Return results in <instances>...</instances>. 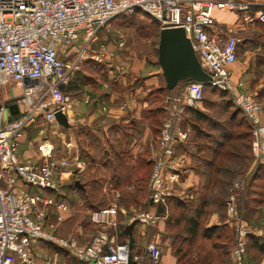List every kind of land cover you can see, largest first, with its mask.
Returning <instances> with one entry per match:
<instances>
[{
    "label": "built area",
    "instance_id": "built-area-1",
    "mask_svg": "<svg viewBox=\"0 0 264 264\" xmlns=\"http://www.w3.org/2000/svg\"><path fill=\"white\" fill-rule=\"evenodd\" d=\"M215 10L238 11L242 14L241 22L219 33ZM136 11L156 20L160 29L181 27L202 69L210 76L206 83H183L177 95L165 98L159 151L147 184V203L155 210L139 212L136 220L153 227L160 219L158 208L167 209L172 184L178 181L182 163L177 158L176 147L188 136L180 127L184 112L202 101L205 85L231 97L250 125L253 170L264 167L262 105L242 81L233 79L232 72L245 24L264 25V0H0V264H32V243L38 241L68 251L84 264H145V259L132 256L128 242L96 237L90 244L81 246L76 237L55 234L48 207L65 211L66 204L20 186L57 191L61 182L55 178L62 175L68 162L52 158L51 148L44 143L37 148L43 159L41 163L20 160L17 156L20 138L28 128L59 124L55 118L57 112L69 121L68 114L75 107L65 93L71 77L86 59L102 62L108 55L111 21ZM100 34L105 37L100 39ZM116 44L122 47L124 42L119 40ZM11 87L18 92L5 93ZM10 105L17 106V113L9 110ZM38 129L44 134V127ZM247 183L248 177L235 180L233 189L242 195ZM237 201L238 196L232 194L227 202L230 219L234 221L231 259L234 264H249L246 240L252 234L237 212ZM107 213L114 214V208L91 214L90 221L102 223ZM146 256L153 264H159L160 246L148 243Z\"/></svg>",
    "mask_w": 264,
    "mask_h": 264
},
{
    "label": "crops",
    "instance_id": "crops-1",
    "mask_svg": "<svg viewBox=\"0 0 264 264\" xmlns=\"http://www.w3.org/2000/svg\"><path fill=\"white\" fill-rule=\"evenodd\" d=\"M214 17L217 22L216 30L219 33H223L226 27L241 22V18L238 20L237 15L229 10H215ZM245 26L246 31L243 33L245 45L238 50V52L242 51L245 61L241 65L239 74L232 67L233 79L242 81L245 89L259 100L256 90L264 89V74L263 78L261 77L262 71L264 73V25L258 22H248ZM160 70L150 71L147 76H144L146 88L141 87L139 90H131L134 87L128 88L123 94L125 95L124 100L117 101L119 96L115 98L114 91L108 90L112 84H109V87L106 83L98 84L97 81L90 80L87 69L81 66L75 75L78 77V86H71L70 93L67 94V99L75 104V107L68 114L67 126L60 123L51 124L49 131H47L44 125L37 124L28 128L20 138L17 149V156L20 160L41 163L43 159L37 148L44 143L51 148L52 158L64 159L68 162V165L62 169V175L55 178L56 181L61 182L57 191L39 190L22 184L20 186L30 193H37L66 204L67 210L65 211H60L54 206L48 207L49 222L55 224L53 232L58 236L63 238L76 237L81 246L90 244L96 237H101L105 241L113 240L116 243L128 242L133 250L132 256L139 260H146V253L143 255L142 251L146 250L148 243L154 242L153 239L156 237L154 232H158V227L154 230L156 226L147 227L139 223L136 220V211L137 208L141 207H144L142 211L155 210L147 203L146 187L149 169L152 165V151H150V147L146 146L140 151L134 147L131 141V144L129 142L127 146L122 147L118 144L117 138L118 132H121L123 137L126 135L138 136L144 132L145 128L149 133L153 132L154 125L153 122L151 123V119L155 121V117L153 114L146 113L144 109L148 104H152L153 91H156V88L153 89L152 86L156 85L155 82L160 84L162 78ZM73 77L69 85L76 78ZM113 79L108 78L107 82L113 81V83L121 84L125 81L123 73L118 69H116V76ZM73 84L71 83V85ZM159 87L161 86H158L157 89ZM250 89L255 90V92ZM85 99H88L87 103ZM142 115L143 118L140 119ZM146 115L150 119L147 118L146 120ZM131 120L142 121L141 128L126 124ZM262 120L264 122V118ZM39 127H44V134L39 133ZM185 131L189 135V131ZM191 135L193 136L192 133ZM196 150L193 146L178 149L177 158L181 159L182 163L178 181L172 184L171 198L180 200L190 198L196 199V201L201 198L208 201L213 195L205 187L207 183L204 172L205 164L200 161ZM58 151L63 154H59ZM74 155L76 156L73 158ZM122 161H127L126 163L132 169V173L121 172L124 170L121 168ZM117 165L121 166L118 170L121 173L119 179L117 178L118 180L108 170V167L116 168ZM137 170L147 171L145 181L139 180ZM76 182L80 184V187L75 184ZM233 184L232 180L229 186L225 188L226 205L221 210L214 209L209 203L205 205L204 216L206 221L203 224L205 228L215 225H231L227 202L230 196L235 194ZM93 185L96 188L95 193L91 189ZM247 195L248 192L246 191L244 198L242 197V204L239 205L237 202L240 210L238 213H245L244 216L249 214ZM94 200L106 201L108 205L96 209L90 203ZM76 206H80V212L84 217H87V225L81 221L74 233L65 236L62 231L74 216ZM109 207H113L115 213H107L104 222L94 224L90 221L91 214ZM250 213H252L249 222L252 226V235L258 239H264V204H260ZM169 215L170 209L167 206V209H164V226L159 228L160 232L164 230L163 263L180 264L173 253L174 240L167 234ZM130 226L133 227L131 238L125 232ZM58 251L60 252L40 242H33L31 263L79 264L77 259L68 251L62 249ZM255 264H264V258Z\"/></svg>",
    "mask_w": 264,
    "mask_h": 264
},
{
    "label": "rangeland",
    "instance_id": "rangeland-1",
    "mask_svg": "<svg viewBox=\"0 0 264 264\" xmlns=\"http://www.w3.org/2000/svg\"><path fill=\"white\" fill-rule=\"evenodd\" d=\"M241 1H248V0H232V2H241ZM234 15H237L238 20L241 18V14L238 11L232 10ZM160 25L159 23L148 16L147 14L136 11L133 14L130 15H120L114 18L111 21V27H110V33L108 34V55H105L102 62H94L92 60L86 59L85 62H83L82 66L83 68L87 69L89 74V79L98 82L99 83H106L109 87V84H112L110 89V92L114 91V97L116 98L119 96L117 101H121L120 99L124 100L125 90H128V88H133L131 90H139L141 87L146 88L144 85V76H147V74L151 71L159 69L160 67L157 62V45H158V35H159ZM102 38L105 37L104 35L101 36ZM122 40L124 42V45L122 47H119L116 42ZM95 48V47H94ZM112 54V55H111ZM245 57L240 50L238 52L237 61L234 64V69H236V72L239 74L241 72V65L244 63ZM116 69L118 71L123 73V77H125L124 83L116 84L112 82H107L108 78H112L116 76ZM161 72V70H160ZM263 71L261 77L263 78ZM118 75V73H117ZM105 80V81H104ZM114 80V79H113ZM160 84L152 86V88H156V91H153V96L151 99L152 104H148L145 107V112L149 114H153L156 116L155 118H162V122L164 120V102L165 98L167 96H175L177 95L182 87V83H180L174 90L172 91H164L162 88H164V80L163 78L160 79ZM158 86H161V89H157ZM160 90V91H157ZM252 92H255V90L250 89ZM17 89L11 87L7 90H5V93L15 94ZM257 96L259 98V103L262 105L263 112H262V118H264V89H258L256 90ZM251 93V92H250ZM104 94V93H103ZM252 94V93H251ZM3 96L4 93H1ZM115 102V101H114ZM162 110V113H160L159 109ZM199 112H202L205 116V120H198L197 124H199L202 127L210 128L211 126L216 124H224L229 115L232 113L233 116H235L234 125L236 123H241V118H243V115L236 109L235 105L233 104V101L231 97L227 93H221L217 90L206 88L204 91V99L201 103L198 104L196 107ZM239 113V114H238ZM145 114V113H144ZM143 118V115L140 117V119ZM150 119V117H147ZM143 119V121H146ZM185 120V118H183ZM141 122L140 120H131L129 123L126 124H132L134 127L137 126V128H141ZM153 122V123H152ZM159 121H154V119H151V123L154 125L153 132L149 133L147 129L143 130L144 132L138 136L131 135L130 136H122L121 132H118V144L122 147H125L129 144V142H133L134 147L138 148L140 151L146 146L150 147V151H152V162L157 157L158 151H159V145H158V136H159V130L161 128V125ZM183 122V121H182ZM148 123V121H147ZM189 125L187 129L189 131V139H191V129L192 125L189 122ZM216 126V125H215ZM46 130L49 131V125L45 126ZM240 129H236L235 131H239ZM242 130H245V125H243ZM132 134V133H131ZM187 136V138H188ZM133 138V140H132ZM130 142V144H131ZM104 146V145H103ZM189 148V146H187ZM148 149V150H149ZM97 152V151H96ZM59 154H63L62 152H59ZM76 154V153H75ZM76 155L73 156V158ZM100 156V155H99ZM244 160H242L241 163H239V166L236 167L234 170L232 179L230 180V183L235 182V180H245L248 177V184H249V177L252 174L253 167H254V161L253 157L251 155V146L249 147V153L248 155H243ZM151 171V170H150ZM150 175V173H149ZM149 180V179H148ZM248 184H246L245 188L242 191V195L245 196L246 191L248 189ZM147 187V186H146ZM148 192V190H147ZM237 192V191H235ZM244 198V197H243ZM76 211L74 212V216L70 219V221L67 223V225L64 226V232L63 235H68L70 233H74L75 230L78 229L79 224L81 221H83L84 225H87V217H84V215L80 212V206H76ZM144 207L137 208L136 213L142 211ZM164 209L163 207L158 208V213L161 212L160 219L158 223L155 225L154 230L158 227V232H154L155 239H153L154 242H156L162 252L161 260L159 264H164V230L163 232L159 231V228L161 226H164ZM240 211L237 208V212ZM240 215V214H239ZM245 213L241 215L244 222L246 223L249 231L252 234V226L246 221V216H244ZM83 219V220H82ZM231 225L228 226L229 228V238L226 239V244L222 246V249L218 250L217 252V264H234L231 259V251L234 247V221H230ZM92 234V233H91ZM39 242V241H38ZM36 242V243H38ZM41 244L52 248L53 250L60 252L58 250H61L60 248L56 247L55 245L49 243V242H40ZM248 243V238L246 240V245ZM248 250V249H247ZM133 251V250H132ZM191 250H187V253H191ZM143 255L146 253V250L144 249V252L142 251ZM251 253L253 255L252 261L249 262V264H255L260 259H262L263 256L260 253H256L255 251L251 250ZM249 252L246 253V258L248 256ZM62 255V254H61ZM65 255V254H64ZM251 256V254H250ZM153 264L149 259L145 260V264Z\"/></svg>",
    "mask_w": 264,
    "mask_h": 264
},
{
    "label": "trees",
    "instance_id": "trees-1",
    "mask_svg": "<svg viewBox=\"0 0 264 264\" xmlns=\"http://www.w3.org/2000/svg\"><path fill=\"white\" fill-rule=\"evenodd\" d=\"M101 36L102 34H100V39H102ZM244 45L245 36L243 37V42L240 47L242 48ZM75 75L76 73L74 77H76ZM77 78L78 77L74 78V82H71L72 84L74 83L73 85H71V83L69 85L68 83L65 91L66 95L70 93L71 86H78ZM206 88L217 90L209 85H205L203 89V99ZM158 89H161V87ZM162 89L167 91L165 87ZM158 109L160 113H162V110L160 108ZM196 109L197 108H187L184 112L185 120L181 122V128L183 130H188V126L191 128L189 125L190 122L193 136L191 135V139H189L188 136L184 142L177 145L176 154L179 148H187V146H193V148L197 149L196 151L199 154L200 161L205 164L204 172L207 179L205 187L209 189L208 191H211L213 195L208 201L202 200L201 198L198 201L190 198L182 200L176 198L169 199L168 207L170 209V215L168 218L169 229L167 234L174 240L173 253L180 264H217V252L226 244V239L229 238L230 235L229 228L226 225H215L205 228L203 225L206 221L204 216L205 205L209 203L217 210H221L226 205L225 188L229 186L236 167L244 160L243 155H248L249 153V147L251 146V129L244 117L241 118V123H236L234 125L235 116H233L232 113L224 124L215 123L216 126L213 125L210 128L202 127L197 124V121L205 120L206 118L202 112ZM155 121H159L161 124L162 118H155ZM243 125H245V130H242ZM236 129L240 130L235 131ZM126 162L127 161H124L121 164L122 167L119 165H117L116 168L108 167V170L116 179H119L121 175L118 171L119 167L124 168L121 172L126 174L132 173V169ZM150 170L151 166L149 173ZM137 175L140 181H145L147 171L137 170ZM147 179H149V174ZM249 181V184L247 183L249 214L246 215V221L248 223L251 221V210L254 211L260 204H264V167L258 166L255 168L249 177ZM91 189L94 192L96 188L93 185ZM235 194L238 196L237 202L239 205L242 204L243 195H240L238 192H235ZM90 203L93 204L96 209L108 205L106 201L102 200H94ZM132 231V226L125 230L126 235H129L130 238ZM247 249L249 252L247 256L249 262L252 261L253 257L251 250L263 256L264 239H258L256 236L249 235ZM187 250H191L192 252L187 253ZM262 258H264V256ZM77 262L79 264H84L79 261Z\"/></svg>",
    "mask_w": 264,
    "mask_h": 264
},
{
    "label": "water",
    "instance_id": "water-1",
    "mask_svg": "<svg viewBox=\"0 0 264 264\" xmlns=\"http://www.w3.org/2000/svg\"><path fill=\"white\" fill-rule=\"evenodd\" d=\"M157 62L167 91L174 90L180 83H206L210 80L181 27H164L159 30ZM9 110L17 113V106L10 105ZM55 118L60 124L67 126L64 114L57 112ZM75 184L80 187L78 182Z\"/></svg>",
    "mask_w": 264,
    "mask_h": 264
}]
</instances>
